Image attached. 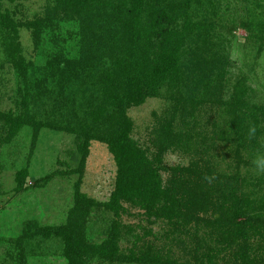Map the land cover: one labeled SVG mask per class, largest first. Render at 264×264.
I'll return each mask as SVG.
<instances>
[{"label":"trees","instance_id":"trees-1","mask_svg":"<svg viewBox=\"0 0 264 264\" xmlns=\"http://www.w3.org/2000/svg\"><path fill=\"white\" fill-rule=\"evenodd\" d=\"M24 1L0 0V27L13 42H18V24L3 3ZM196 2L48 0L43 18L31 24L37 38L41 31L57 30L61 21L80 25V58L70 63L64 53L55 54V70L66 84L79 83V92H70L69 100L62 99L57 107H69L73 114L63 129L79 141L81 157L74 173L83 174L91 143L98 141L112 154L116 174L107 201L88 197L79 180L66 222L24 232L17 242L36 234L59 238L67 264H264V179L250 173L255 153L264 149V106L252 105L243 81L227 90L225 53L215 46L212 18L194 20ZM251 25L264 33V21ZM11 41L9 56L25 75L27 64ZM163 91L174 102L172 114L166 126L149 132L150 147L143 148L132 137L128 111ZM26 101L20 115L0 112V151L26 126L35 128V138L49 128L30 114ZM211 107L229 117L213 135L199 124L198 116ZM177 122L180 130L174 129ZM252 124L257 131L250 141ZM171 149H191L189 164L164 166V155ZM29 173L28 168L17 173L18 192L25 190ZM205 174L217 179L209 184ZM51 179L48 175L42 180ZM130 209L151 226L164 224V233L150 227L140 235L122 221ZM101 215L107 221L100 233L104 237L90 242L88 229ZM150 237L164 239L167 245L146 243ZM18 260L28 264L21 252Z\"/></svg>","mask_w":264,"mask_h":264},{"label":"rangeland","instance_id":"rangeland-1","mask_svg":"<svg viewBox=\"0 0 264 264\" xmlns=\"http://www.w3.org/2000/svg\"><path fill=\"white\" fill-rule=\"evenodd\" d=\"M47 2L3 3V8L18 24L19 37L18 42L11 41L10 34L0 27V112L20 115L23 112L21 103L26 99L30 114L49 128H42L35 138V128L26 126L0 151V264H19L20 252L26 255L28 264H67L61 239H44L36 234L20 243L17 242L19 237L29 230L36 232L43 226L64 224L74 205L75 185L79 180L82 192L88 197L97 202L107 201L116 174L112 154L98 141L91 143L83 174L74 173L81 157L77 150L79 141L75 134L63 129L72 122L73 114L69 107L62 111L57 107L62 99L69 100L70 92H79V83L66 84L67 80L55 70V54L64 53V59L70 63L80 58V25L76 21H61L57 30L41 31L37 38L31 24L43 18ZM207 17L214 22L215 30L211 35L215 46L225 53L227 90L231 91L237 81H243L249 88L252 105L264 106V33L251 25V22L264 21V0H197L194 20L204 21ZM10 41L16 43L19 58L27 64L25 75L16 70L9 56ZM173 107L170 95L163 91L160 97L148 98L143 105L131 108L128 115L134 123V140L143 148H149V132L158 125L166 126ZM211 108L198 116L199 124L213 135L212 130L223 128L229 117L220 108ZM174 129H181L178 122ZM192 152L191 149L188 153L171 149L164 155L163 165L167 168L186 166L192 159ZM26 168L30 178L25 190L18 192L15 178ZM250 173L252 178L262 175L264 179V174H257L254 166ZM48 175L51 181L44 182L42 179ZM167 177L164 173V178ZM36 181L38 186H34ZM121 218L140 235L150 227L158 234L166 229L164 224L149 225L135 209ZM104 220L103 215L94 219L88 229L90 242L102 241L104 236L100 233L107 222ZM145 242H152L156 247L167 245L166 240L154 241L153 237Z\"/></svg>","mask_w":264,"mask_h":264},{"label":"clouds","instance_id":"clouds-1","mask_svg":"<svg viewBox=\"0 0 264 264\" xmlns=\"http://www.w3.org/2000/svg\"><path fill=\"white\" fill-rule=\"evenodd\" d=\"M256 131H257V126L255 124H252L249 127V131H248V139L250 141L255 138ZM252 164L257 174H264V151H260V150L257 151L255 158L252 160ZM203 179L207 183L211 184L214 180L217 179V177L215 174H212V175L205 174Z\"/></svg>","mask_w":264,"mask_h":264}]
</instances>
